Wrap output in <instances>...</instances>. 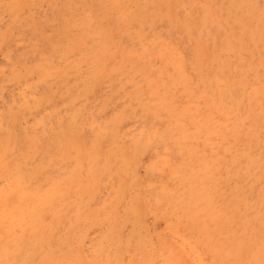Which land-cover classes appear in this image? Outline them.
<instances>
[{
    "label": "rangeland",
    "instance_id": "rangeland-1",
    "mask_svg": "<svg viewBox=\"0 0 264 264\" xmlns=\"http://www.w3.org/2000/svg\"><path fill=\"white\" fill-rule=\"evenodd\" d=\"M0 264H264V0H0Z\"/></svg>",
    "mask_w": 264,
    "mask_h": 264
},
{
    "label": "bare ground",
    "instance_id": "bare-ground-1",
    "mask_svg": "<svg viewBox=\"0 0 264 264\" xmlns=\"http://www.w3.org/2000/svg\"><path fill=\"white\" fill-rule=\"evenodd\" d=\"M19 4V3H18ZM242 47V46H241ZM186 260V259H185Z\"/></svg>",
    "mask_w": 264,
    "mask_h": 264
}]
</instances>
